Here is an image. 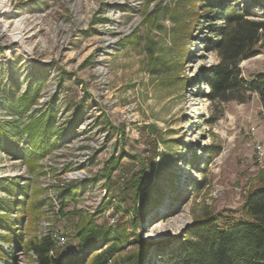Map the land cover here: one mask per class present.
Instances as JSON below:
<instances>
[{
	"label": "rangeland",
	"instance_id": "obj_1",
	"mask_svg": "<svg viewBox=\"0 0 264 264\" xmlns=\"http://www.w3.org/2000/svg\"><path fill=\"white\" fill-rule=\"evenodd\" d=\"M0 4V128L17 134L18 127L54 114L56 148L34 171L18 154L28 137L13 138V149L12 136L0 132V180L18 182L29 196L13 198L0 185V200L15 207L11 219L22 218L16 226L25 242L50 237L45 224L51 223L68 238L65 246L56 244L59 252L73 256L75 226L91 219L126 236L111 264H127L140 247L143 264H160L158 256L188 239L199 219L224 211L241 216L248 193L264 181V158L258 162L256 154V144L264 146V109L255 94L245 103L211 97L208 77L221 62L211 29L223 25L219 17L208 23V6L177 0ZM256 13L251 20L262 19V9ZM14 33L21 39H11ZM262 37L261 53L240 65L247 81L264 74ZM145 173L142 202L127 185ZM69 186L78 196L65 203L63 216L60 193ZM16 201L41 205L37 220ZM2 236L9 237L0 230ZM0 246L9 255L0 264H38L15 242Z\"/></svg>",
	"mask_w": 264,
	"mask_h": 264
},
{
	"label": "trees",
	"instance_id": "obj_2",
	"mask_svg": "<svg viewBox=\"0 0 264 264\" xmlns=\"http://www.w3.org/2000/svg\"><path fill=\"white\" fill-rule=\"evenodd\" d=\"M180 4L208 6L206 16L211 22L219 17L223 27L213 26L211 33L219 39L213 45L220 54L221 62L211 70L208 83L211 88V97L224 101L236 100L245 103L251 99V95L260 97L264 109V74L258 75L253 80L247 81L241 77L240 65L243 61L257 57L261 52L258 44L262 42L264 35V0H177ZM262 9L261 20H251ZM210 28L212 26H209ZM54 114L50 112L46 118L31 121L28 125L18 127V133H8L4 128L0 132L9 137L10 146L12 139L26 141L28 148H22L19 156L34 171L37 165L46 155L51 154L56 148L54 136ZM19 141V140H18ZM17 141V142H18ZM18 147L16 141L12 148ZM11 149V148H6ZM210 161H208L209 163ZM148 174L141 178H133L129 185L131 198L146 201L147 192L143 189ZM6 180H0V185H5ZM5 192L15 198L17 193L22 194L25 200L29 199L28 191L21 187L18 182L8 183L3 188ZM77 192L70 186L60 193L62 207L60 213L65 216L66 202H74ZM144 198V200L142 199ZM244 204L240 208L241 216L228 215L224 212L208 215L199 219L192 226L188 239L181 242L177 247L163 252L158 257L162 259L160 264H264V181L262 186L248 193ZM135 200V201H136ZM21 213L27 217L31 215L33 221L37 220V213L41 205L37 204L30 208L24 201L19 202ZM15 207L0 200V230L7 232L9 237H0L2 242H15L27 252H33L38 264H111L119 249V241L126 238L109 229L98 227L91 219L83 220L73 231V238L78 241L77 252L73 256L62 255L59 248L51 237L41 240L37 238L25 242L23 234L18 232L22 218L11 219L10 215ZM131 212H137L132 208ZM74 215H79L74 211ZM132 226H136L133 219ZM118 235V236H117ZM108 246L102 253L98 249ZM93 250V251H92ZM145 252L139 248L134 256L128 257L127 264H143ZM9 260L3 246H0V260Z\"/></svg>",
	"mask_w": 264,
	"mask_h": 264
},
{
	"label": "built area",
	"instance_id": "obj_3",
	"mask_svg": "<svg viewBox=\"0 0 264 264\" xmlns=\"http://www.w3.org/2000/svg\"><path fill=\"white\" fill-rule=\"evenodd\" d=\"M256 154L258 162H261L264 158V146L262 144H256ZM51 223H46L45 228L47 234L52 238V240L59 246H65L68 244V238L64 233L54 230Z\"/></svg>",
	"mask_w": 264,
	"mask_h": 264
},
{
	"label": "bare ground",
	"instance_id": "obj_4",
	"mask_svg": "<svg viewBox=\"0 0 264 264\" xmlns=\"http://www.w3.org/2000/svg\"><path fill=\"white\" fill-rule=\"evenodd\" d=\"M11 39H13V40H20L21 39V33H14L12 35Z\"/></svg>",
	"mask_w": 264,
	"mask_h": 264
}]
</instances>
